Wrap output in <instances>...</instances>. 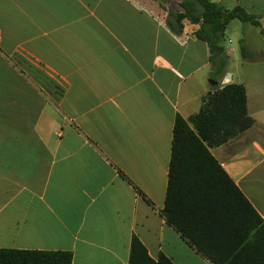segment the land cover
Returning a JSON list of instances; mask_svg holds the SVG:
<instances>
[{"label":"crops","instance_id":"1","mask_svg":"<svg viewBox=\"0 0 264 264\" xmlns=\"http://www.w3.org/2000/svg\"><path fill=\"white\" fill-rule=\"evenodd\" d=\"M182 1L0 0V249L128 264L135 236L153 260L212 264L159 212L176 114L230 84L253 125L209 151L264 224V51L244 40L240 61L226 39L235 65L214 76L198 25L166 26ZM209 1L264 29V0Z\"/></svg>","mask_w":264,"mask_h":264},{"label":"trees","instance_id":"2","mask_svg":"<svg viewBox=\"0 0 264 264\" xmlns=\"http://www.w3.org/2000/svg\"><path fill=\"white\" fill-rule=\"evenodd\" d=\"M184 13L169 12L166 26L181 33L183 20L198 25L195 35L209 49L214 76L228 60L224 32L232 20L260 28L259 20L241 7L224 10L209 0H183ZM264 37V32L261 33ZM243 57L245 48L241 47ZM214 80V78H213ZM253 125L247 115L241 84L226 85L202 99L199 111L188 119L176 114L164 207L165 222L212 264H264V224L224 172L209 149L239 136ZM241 217L243 218L240 221ZM63 251L0 249V264H71ZM128 264H173L160 254L151 259L133 236Z\"/></svg>","mask_w":264,"mask_h":264},{"label":"rangeland","instance_id":"3","mask_svg":"<svg viewBox=\"0 0 264 264\" xmlns=\"http://www.w3.org/2000/svg\"><path fill=\"white\" fill-rule=\"evenodd\" d=\"M244 23H241L238 20H232L228 26L225 29L224 32V42H223V47L226 45V39H231L234 42V46L236 48V52L233 55L234 57L237 56V58L242 61L243 54L241 52V47H244V40H246L247 44L253 48H256L257 50L264 51V37L259 36V33L261 34L264 32V29L258 28V29H252L254 34H246L241 28L243 26H249L248 24L243 25ZM244 27V28H245ZM227 57V60H229L230 64L232 66L235 65L234 57ZM246 56V53H245Z\"/></svg>","mask_w":264,"mask_h":264},{"label":"water","instance_id":"4","mask_svg":"<svg viewBox=\"0 0 264 264\" xmlns=\"http://www.w3.org/2000/svg\"><path fill=\"white\" fill-rule=\"evenodd\" d=\"M171 10L175 13L180 14L185 12V8L179 3H171Z\"/></svg>","mask_w":264,"mask_h":264}]
</instances>
